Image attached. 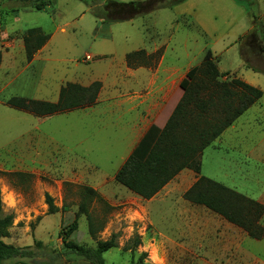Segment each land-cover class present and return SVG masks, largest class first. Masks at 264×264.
Masks as SVG:
<instances>
[{
	"label": "rangeland",
	"instance_id": "1",
	"mask_svg": "<svg viewBox=\"0 0 264 264\" xmlns=\"http://www.w3.org/2000/svg\"><path fill=\"white\" fill-rule=\"evenodd\" d=\"M106 1L49 0L37 10L31 0H0V197L3 211L13 215L4 241L27 247L35 255L8 263L27 264L49 250L60 249L61 232L76 221L70 239L86 247H94L98 238L118 234V248L102 255L105 264H264L259 257L264 254V241L258 243L242 229L225 226L202 206L181 201L178 190L184 186L179 179L167 188L173 193V211L170 206L156 207L155 201L140 200L112 179L126 157L129 132L125 130L127 117L115 121L118 114L108 112L107 103L52 115L40 123L30 113L6 104L12 96L30 98L35 84L44 82L41 88H49L61 76L71 80L89 68L93 75H106L111 81L127 53L151 49L154 43L165 45L166 60L181 71L199 65L209 49L220 71L235 74L264 92V73L245 68L239 50L252 17L264 27V0H242L247 10L234 0H185L130 20L106 22L100 32L92 11ZM114 12L110 15L124 14ZM29 28H40L49 40L39 58L27 67L22 38ZM88 53L105 56L85 63ZM254 62L264 70V60ZM262 102L254 107L257 112L252 109L240 118L253 121L252 127L244 121L238 129L240 153L235 155L242 160L237 171L240 182L234 184L243 190L246 182L255 185V178L264 173V96ZM206 150L203 174L217 170V163L222 162L219 158L227 154ZM84 185L96 190L105 202L95 199L88 205L93 227L104 224L95 236L89 233L85 214L78 211V187ZM45 194L58 208L52 214L47 213ZM137 238L140 244L134 246ZM127 246L131 249H124ZM59 264L92 263L69 256Z\"/></svg>",
	"mask_w": 264,
	"mask_h": 264
},
{
	"label": "trees",
	"instance_id": "2",
	"mask_svg": "<svg viewBox=\"0 0 264 264\" xmlns=\"http://www.w3.org/2000/svg\"><path fill=\"white\" fill-rule=\"evenodd\" d=\"M31 1L34 8L40 10L48 4L49 0ZM183 1L185 0L128 2L107 0L92 13L102 22L126 21L159 8L172 7ZM234 1L247 10L242 0ZM113 12L124 14L111 16ZM48 39L49 36L40 28L27 29L22 38L26 58L30 60ZM239 43L240 56L245 67L264 73V70L259 69L254 62L264 60V27L256 22L255 17H252V28L240 38ZM142 52L139 50L127 54V60H132ZM189 77V81L182 88L180 98L164 124L160 126L154 123L148 128L116 172L114 180L139 197L150 199L179 171L184 168L191 169L198 174V177L182 194V197L190 203L204 206L219 215L227 222L242 229L250 238L261 239L264 235V228L260 224V219L264 214V204L201 175L200 170L203 150L211 145L250 106L259 101L263 91L238 77L220 72L209 49L206 50L202 62L189 73ZM100 85L98 81L88 86L68 82L61 87L56 102L12 96L6 104L38 117L48 116L92 105L97 98ZM9 174L20 175L19 172ZM78 191L80 194L78 211L85 214L89 222V233L95 236L103 229L104 224L101 222L99 227H93L88 205L95 199L104 201L90 186H79ZM45 203L48 207V214L58 210L48 194H45ZM108 207L111 206L108 205ZM12 222L13 215L3 211L0 197V264H13L8 261L35 257L34 252L29 248L19 247L3 240L8 236ZM76 229L77 222L73 221L61 232L60 249L49 250L41 254L37 260L27 264H59L61 260H66L69 256L71 258L77 256L92 264H105L103 253L109 249L118 248L117 233H112L107 239H96L94 247H86L70 239ZM35 243L41 247L40 241H35ZM139 244L140 241L137 238L133 245L138 246ZM124 249L130 250L131 247L127 246Z\"/></svg>",
	"mask_w": 264,
	"mask_h": 264
},
{
	"label": "crops",
	"instance_id": "3",
	"mask_svg": "<svg viewBox=\"0 0 264 264\" xmlns=\"http://www.w3.org/2000/svg\"><path fill=\"white\" fill-rule=\"evenodd\" d=\"M183 17L185 16L183 15ZM98 22H99L97 26L98 30L108 25L106 24V22H102L101 20H98ZM251 28L252 26H250L248 31ZM99 31L101 32V30ZM48 40L40 49H38L34 53L33 57L30 60H28L25 55L27 67H29L32 63H34L39 58V55L43 53ZM22 45H23V42H22ZM22 49H23L22 52L25 53L23 47ZM139 50H142L143 52L140 53V55L132 58V60L130 61H128L126 57L127 54L129 53L125 55L124 62H122L123 67L120 68L119 66L118 71L113 73L111 81H107L108 76L106 78V75L105 76L104 75L103 76L93 75L92 74L93 68H89L90 72L85 70L86 72L83 71V73L75 75L73 79L71 80H67L63 76H61L58 79V81L52 84L49 88H41V86L45 87L44 82H43L44 85L35 84L33 95L28 99L56 102L58 100L59 91L61 87L64 86L68 82L77 83L82 86H88L94 81L100 82L101 85H100V89L98 91L95 102L90 106H86L83 108H77V109H87V108L95 109V107H97L99 104L107 103L106 107H108L109 109L107 111L108 112L114 111V113L116 112L115 114H118L115 121H118L119 118H121V116L127 117L126 122H125V130H128L129 132V147L127 149L126 157L124 158L122 162L123 164L125 160L128 158V156L131 154V152L133 151L137 143L140 141L142 136L148 130V128L154 123L159 124V120L164 116V114L171 107V104L175 100L181 88L185 85L187 81H189V78H190L189 73L195 67L198 66V65L188 66L184 71H181L179 66H177L173 62H169L166 60L165 45H161L159 43H154L151 49L140 48L132 52H136ZM104 56L105 55H92L88 53L86 57L84 58V62L89 63V61L92 59H95V58L102 59L104 58ZM213 58L217 65V57L213 56ZM46 59L50 60L48 58ZM243 65H244V62H243ZM88 66L92 67L91 64H88ZM220 72H223V71H220ZM40 75H42V73H40ZM229 75L237 77L235 74H229ZM263 96H264V92L259 102L257 101L252 106H250L242 115L248 113L249 111H252V109H255L254 107L258 106V103L262 102ZM257 111H258V108L255 109V112ZM26 112L30 113L28 111ZM65 112H61V113H65ZM30 114L33 115L32 113ZM56 114H60V113H54V114H51L48 116H42V117H38L35 115L33 116H35L37 118V122L40 123L41 121L49 119L52 115H56ZM242 115H240L228 128H226L221 133V135L211 143V145H209L203 150L201 154L200 174L206 177H209L215 181H218L232 189H235L238 192L243 193L244 195L252 199H255L259 203L264 204V173H259L257 178H255L254 180V183H256L255 185L254 184L252 185L250 181L246 182V184L244 185L246 190L245 189L243 190L234 184V183L240 182L237 171H238V168L241 166V160H242V156L235 155V154L240 153L238 150L240 149V147L237 145V143H239L241 139L240 137L241 133H240V130L238 129H241L242 126H244L243 124L244 121L246 122L247 125L250 124L248 121H246V119L244 121L240 120ZM167 116L165 118H167ZM164 122H165V119H164ZM252 123L253 121H251L250 127H252ZM257 123H258V119H257ZM248 131H252V130H248ZM226 132L229 133L228 136H225ZM207 148H210L213 151H218V150H221L222 152L226 151L227 154L225 156L222 155L219 158V160L222 162L217 163V167H216L217 170L212 171L209 169L208 170L209 173L203 174L204 153H206ZM230 150H233V152L229 153ZM249 152L252 153V151H249ZM249 152L246 155L248 159H250L251 157V155H249ZM114 176L112 177L113 180H114ZM197 177H198V174L193 172L191 169L184 168L181 171H179L178 174H176L161 190H159L150 199H143L139 197L138 195L136 194L135 195L140 200L145 201L148 204L155 201L156 207L162 206L164 208H168V206H170L171 210L173 211L175 207V204L171 201V198L173 197V193L169 192L167 188L169 185H171V183L179 182L178 181L179 179L181 182V185L184 186V189L178 190L179 199L183 201L184 203H189V205L192 204L195 206H201V205L190 203L189 201H186L182 197V194L188 188H190V186L196 181ZM164 191L166 192L164 193ZM157 200H160V201L158 202ZM141 205L143 204L141 203ZM202 207L206 209L204 206ZM206 211L215 215V217L219 219V222L223 223L225 226L236 227L235 225L227 222L225 219L211 212L210 210L206 209ZM263 220H264V214L262 215L260 219V224L264 228ZM206 221L204 222L205 227H207ZM3 240H5V238H3ZM253 240L257 241L258 243H262V241H264V235L261 239H253ZM259 257H261L260 258L261 260L262 259L264 260V254H261Z\"/></svg>",
	"mask_w": 264,
	"mask_h": 264
},
{
	"label": "bare ground",
	"instance_id": "4",
	"mask_svg": "<svg viewBox=\"0 0 264 264\" xmlns=\"http://www.w3.org/2000/svg\"><path fill=\"white\" fill-rule=\"evenodd\" d=\"M10 197V196H9Z\"/></svg>",
	"mask_w": 264,
	"mask_h": 264
},
{
	"label": "water",
	"instance_id": "5",
	"mask_svg": "<svg viewBox=\"0 0 264 264\" xmlns=\"http://www.w3.org/2000/svg\"><path fill=\"white\" fill-rule=\"evenodd\" d=\"M260 36V35H259Z\"/></svg>",
	"mask_w": 264,
	"mask_h": 264
}]
</instances>
